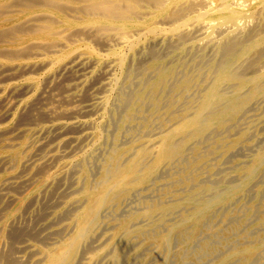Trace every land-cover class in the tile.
<instances>
[{"label": "bare ground", "instance_id": "bare-ground-1", "mask_svg": "<svg viewBox=\"0 0 264 264\" xmlns=\"http://www.w3.org/2000/svg\"><path fill=\"white\" fill-rule=\"evenodd\" d=\"M115 97L139 131L94 174L74 152L104 145ZM64 157L51 219L19 225ZM1 171L0 264H129L133 229L138 251L177 243L174 264H264V0H0ZM138 193L155 198L105 221Z\"/></svg>", "mask_w": 264, "mask_h": 264}, {"label": "rangeland", "instance_id": "rangeland-1", "mask_svg": "<svg viewBox=\"0 0 264 264\" xmlns=\"http://www.w3.org/2000/svg\"><path fill=\"white\" fill-rule=\"evenodd\" d=\"M98 48H100L99 46H98ZM99 50V49H98ZM184 66V69L185 70H187V73L189 74V75H194L195 73H196V71H197V69L195 68V67H193V66H191V65H189V64H187V66H186V63L185 64H183ZM188 69H189V72H188ZM196 69V70H195ZM192 70V71H191ZM194 72V73H193ZM187 74V75H188ZM95 80V79H94ZM93 80V81H94ZM94 82H96V80L94 81ZM97 84V83H96ZM97 86H98V84L97 85H95V83H94V85H93V83H92V87H90V88H88V89H86V92L84 91V93L82 94V97H83V99H85V97L86 96H88L89 98H92V97H95L96 96V94H98L99 92H97L96 90H98V88H97ZM92 89V90H91ZM95 89V90H94ZM87 91H88V93H87ZM93 91V92H92ZM95 92H96V94H95ZM86 93V94H85ZM90 94V95H89ZM86 95V96H85ZM81 97V98H82ZM87 97V98H88ZM86 98V99H87ZM117 104V105H114V104ZM116 106H118V101L116 100V97L115 98H113L112 99V106H110L111 108H110V112L109 113H107V116H105V118H103L102 119V122H100L99 123V125L101 124V128H102V131L104 132V134H105V140H104V145H102V149L100 148V149H96L95 150V147L92 145V140L91 139H87L88 140V143H87V140H84L83 142H81V146H79L78 145V148H76V150H75V148H74V150H75V152L74 153H76V155L77 156H80L81 157V160L82 161H86V163L88 162L89 163V165L92 167L91 169H93L92 171L94 172V174H95V171H94V169H96V168H98V165L97 164H99V162L108 154V152L111 150V148L115 145L114 144V142H116L117 144H120L121 146L123 145V146H125V145H127L128 143H129V140H130V138H131V136H130V134L135 130V133H137L138 131H139V129L137 128H135L134 126H133V124H135V122L136 121H139V119H137V117H135V118H127L126 117V114L124 113V112H117L118 111V109H114V108H117ZM135 107H137V109L138 110H141V107H140V104H138V103H136L135 104ZM116 112V113H115ZM103 111H101V114H102V116H103ZM118 113V114H117ZM142 113H144L143 115H145V114H147V113H149V109H145L143 112H142V110L141 111H139V113L138 114H142ZM100 114V115H101ZM111 114V115H110ZM119 114L121 115V116H119ZM111 116V117H110ZM117 116H119V117H117ZM109 117H110V119H109ZM111 118H112V120H111ZM108 120V121H106V120ZM116 119V120H115ZM122 120H123V122H122ZM116 121V122H115ZM118 121V122H117ZM104 122V123H103ZM114 124H113V123ZM4 123H6V122H4ZM103 124V125H102ZM106 124V125H105ZM114 126H113V125ZM118 124V125H117ZM124 125H127L126 127L124 126ZM120 126H123V129L124 130H122V132L120 131L119 132V129H120ZM132 126H133V128H132ZM104 127V128H103ZM108 127V128H107ZM112 127V128H111ZM131 127V128H130ZM111 128V129H110ZM108 129H109V131H108ZM114 129V130H113ZM126 129V130H125ZM130 129V130H129ZM134 129V130H133ZM126 131V132H125ZM262 130H260L259 128H258V130H257V132L258 133H260ZM113 132V133H112ZM111 133H112V136H111ZM121 134V135H120ZM122 136V137H121ZM116 138H117V140H116ZM126 138V139H125ZM127 138H129V139H127ZM110 139H111V144H110ZM89 140H91L90 142H89ZM121 140V141H120ZM127 140V141H126ZM119 143H118V142ZM123 142V143H122ZM126 142V143H125ZM91 145H92V147H91ZM111 145V146H110ZM85 146V147H84ZM89 146V147H88ZM79 147H80V149H79ZM64 149V147H61L59 150L60 151H63V149ZM106 148V149H105ZM108 148V149H107ZM70 149V148H69ZM78 149V150H77ZM85 149V150H84ZM80 150V151H79ZM91 150V151H90ZM108 152H107V151ZM73 151V150H72ZM78 151V152H77ZM82 151H83V153H82ZM87 151H88V153H87ZM99 151V152H98ZM100 152H101V154H100ZM243 152V156H241L240 154H238L237 155V158H243L244 156H246V155H248L251 151H249V150H244V151H242ZM104 153V154H103ZM81 154V155H80ZM85 154H87V155H85ZM96 154V155H95ZM97 154H99V156L97 155ZM251 154H253L252 152L249 154V155H251ZM83 155H85V156H83ZM96 156V158H95V156ZM86 157V158H85ZM102 157V158H101ZM65 158H67V157H64V159L62 158V159H60V161L58 160V161H56L53 165H52V168H50V170H48L47 169V172L46 173H41L38 177H37V179H36V184H38V185H40L39 187V191H37V192H35V193H33V194H31L30 196H33V195H36V197L37 198H41L42 196H43V199L41 198L40 200L38 199L37 200V198H36V200L33 202V205H31V204H29L30 205V207H29V205L27 206V207H25V209H23V210H21L20 212H19V217H18V224L19 225H21V226H23L24 224H26V225H30L31 227H35V228H38V229H41L42 228V225L44 224V223H46V222H48L50 219H51V213H52V211H53V209L51 208L52 206H54V204L55 203H57V201L60 199L59 197L61 196L60 194H63L64 192V190L65 189H63V188H68V186L69 185H71L70 183H71V179L73 180V178L75 177V173H73V174H71V172L72 171H67V168L68 167H66L67 166V163H68V159H70V157H68L67 159H65ZM87 158H89V159H87ZM95 162H93L92 160ZM97 159V160H96ZM64 160V161H63ZM87 160H89V161H87ZM62 161V162H61ZM90 161H92V162H90ZM94 163V164H93ZM95 165H97L96 166V168H93ZM57 166V167H56ZM61 169H64V171H63V181L61 180L59 183H60V185L58 186V184L59 183H57V181H55V183L53 182V183H51V182H47L48 180H49V178L50 177H48V175H50L51 173H53V174H55L57 171L59 172ZM97 171V170H96ZM2 173V174H1ZM5 174V171H1L0 172V175H4ZM69 174H71V177H70V175ZM67 175H68V177H67ZM263 175H264V173H263ZM74 176V177H73ZM66 178V179H65ZM71 178V179H70ZM39 179V180H38ZM51 179V178H50ZM68 179V180H67ZM69 179H70V182H69ZM47 180V181H46ZM263 180V179H262ZM65 182V183H64ZM67 182H69V184H67ZM49 183V184H48ZM62 183V184H61ZM262 183V182H261ZM260 183V184H261ZM35 184V185H36ZM44 184V185H43ZM48 184V185H47ZM54 184H56V185H54ZM44 187H43V186ZM47 185V186H46ZM66 185V186H65ZM68 185V186H67ZM262 185V184H261ZM56 188H55V187ZM61 187V188H60ZM49 188H51V190L49 189ZM42 189H44V191H42ZM56 189H58L57 190V193L55 194L53 191H55L56 192ZM60 190V191H59ZM61 190H63V191H61ZM42 191V192H41ZM48 191H51V192H48ZM161 191H163V190H160V192ZM41 192V193H40ZM59 192H60V194H59ZM159 193V191H156L155 193L156 194H158ZM49 193V194H48ZM51 193H53V194H51ZM42 194V195H41ZM44 194V195H43ZM39 195V196H38ZM49 195L51 196H53V198H51V197H49ZM57 195H59V197L57 196ZM144 197H143V196ZM146 194H142V193H138V194H136L134 197H132V198H130V199H128V200H126V201H124L122 204H121V206H120V210L121 209H123V210H121V211H123L122 213H121V215L119 214V212H121V211H118L117 210V208H115V207H112V208H110L108 211H106L104 214H103V218L105 219V221L107 222V223H110V224H113V223H111V222H117V221H119L120 219H124V218H126V217H128L129 215H131L132 213H135V212H137V211H139L142 207H143V202H145L146 200H148V199H153V198H155V196H152V195H154V194H151V195H149V196H145ZM45 196H47V197H45ZM45 197V198H44ZM49 197V199H47ZM262 198H264V193H263V195H262ZM45 199V200H44ZM47 199V200H46ZM139 199H140V202H139ZM133 200H135V201H133ZM141 200H142V202H141ZM41 201V202H40ZM47 201V202H46ZM50 201H52V202H50ZM60 201V200H59ZM133 201V202H132ZM45 203V209H44V203ZM48 202L50 203V204H48ZM138 202V203H137ZM40 204H42V209L40 208L41 207V205ZM46 204L48 205L47 206V209H46ZM132 204V205H131ZM140 204V205H139ZM36 205H37V207H36ZM49 205H52V206H49ZM56 205V204H55ZM35 206V207H34ZM14 206H11L10 207V209L11 208H13ZM135 207V208H134ZM37 208H39V209H37V210H39V211H37L36 209ZM50 208V209H49ZM235 208V207H234ZM34 210H36V211H34ZM45 210V211H44ZM47 210H49V212H50V214H49V212L47 211ZM136 210V211H135ZM22 211L24 212H26V213H22ZM34 211V212H33ZM125 211V212H124ZM127 211V212H126ZM45 212H48V213H46L45 215L46 216H48V217H46V216H43V218H44V220H43V218H42V214L43 213H45ZM35 213V214H34ZM118 213V214H117ZM25 215V216H23V218L21 217L22 215ZM39 214H41V215H39ZM47 214H49V215H47ZM116 214V215H115ZM21 215V216H20ZM38 216V217H35V219L33 218L34 216ZM44 215V214H43ZM33 216V217H32ZM41 216V217H40ZM27 217V218H26ZM29 217V218H28ZM31 217V218H30ZM39 217L42 219H40L39 220ZM46 217V218H45ZM117 217H118V219H117ZM36 218L38 219V221L36 220ZM48 218V219H47ZM114 218V219H113ZM257 218L258 217H256V219L255 220H252V222H250V224H249V229L251 230V231H254V233L256 234V235H260L261 233H262V229H260L259 227H255V224L256 223H254L256 220H257ZM26 221H25V220ZM116 219V220H115ZM24 220V221H23ZM31 220V221H30ZM22 221V222H21ZM46 221V222H45ZM110 221V222H109ZM24 222V223H23ZM27 222V223H26ZM32 223H37V224H35L36 226H34V224H32ZM145 223H147V222H143V223H141L140 225H144ZM23 224V225H22ZM41 224V225H40ZM33 225V226H32ZM107 227V225L104 223V226L102 227L103 228V230H101V232L102 233H105V232H107L108 231V227ZM138 225H136V226H134V227H137ZM253 229V230H252ZM264 232V231H263ZM133 234H131V237H130V241H129V243H128V245H127V250L125 249V255L126 256H129V254H130V256L129 257H131V260H130V263L131 264H140V263H142V261L144 262L143 264H174V251H175V249H176V246H177V243H175V245L176 246H174L173 245V248L172 249H170L169 251H166V250H163V251H155V246L153 245V244H150V243H147V244H144V246L142 247V249L141 250H137L138 249V247H139V245L140 244H138V236H137V232H136V230L135 229H133V232H132ZM136 237H135V236ZM137 240V241H136ZM131 241H132V244H131ZM134 246V247H133ZM136 246V247H135ZM138 246V247H137ZM152 246V247H151ZM134 249V250H133ZM132 250V251H131ZM128 251V252H127ZM153 251V252H152ZM132 252V253H131ZM136 252H138V253H136ZM150 252H152V253H150ZM160 252V253H159ZM148 253H149V255H148ZM132 254V255H131ZM143 254V255H142ZM158 254V255H157ZM147 256V257H146ZM152 256H154V257H152ZM156 256V257H155ZM160 256H163V257H160ZM169 257V258H168ZM171 257V258H170ZM137 258V259H136ZM139 258V259H138ZM153 258H154V260H153ZM136 259V260H135ZM142 259V260H141ZM168 259V260H167ZM150 261H153V263L152 262H150ZM173 261V263H170V262H172ZM135 262V263H134ZM129 263V264H130ZM103 264H105V263H103Z\"/></svg>", "mask_w": 264, "mask_h": 264}]
</instances>
